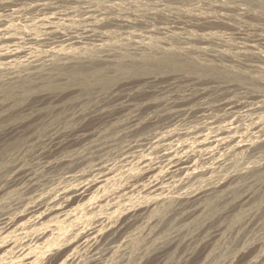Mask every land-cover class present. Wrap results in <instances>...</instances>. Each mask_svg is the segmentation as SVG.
<instances>
[{
    "label": "rangeland",
    "instance_id": "obj_1",
    "mask_svg": "<svg viewBox=\"0 0 264 264\" xmlns=\"http://www.w3.org/2000/svg\"><path fill=\"white\" fill-rule=\"evenodd\" d=\"M43 1L49 9L37 6ZM86 10L94 22L102 18L99 32L74 45L67 54H78L67 63L19 67L15 75L0 71V217L14 219L0 234V264H85L89 233L105 235L133 214L137 224L98 264H238L247 258L264 264V151L216 153L206 165L208 177L188 187L197 210L187 220L176 214L171 194L154 201L140 192L146 176L131 149L137 138L127 130L134 112L142 129L163 101L194 94L196 108L208 113L172 123L182 139L191 142L185 134L222 118L215 106L225 98L260 104L255 112L221 119H235L236 139L244 143L260 136L264 0H0V16H6L0 30L20 39L41 36L38 21L46 16L62 19L61 31L70 18L81 29ZM78 130L84 135L73 144L65 141L52 158L44 155L50 138ZM98 164L106 168L95 171ZM157 171L165 180L164 170ZM83 181L89 186L81 198ZM37 202L45 205L31 208ZM171 239L158 257V246ZM24 249L28 260L21 258Z\"/></svg>",
    "mask_w": 264,
    "mask_h": 264
},
{
    "label": "bare ground",
    "instance_id": "obj_2",
    "mask_svg": "<svg viewBox=\"0 0 264 264\" xmlns=\"http://www.w3.org/2000/svg\"><path fill=\"white\" fill-rule=\"evenodd\" d=\"M48 4L49 3H46L45 1H43L42 4H38L37 6L39 8H42V10H47V9H49L47 7ZM30 8L32 9V7H30V6L27 9L29 10ZM90 13H93V11H91V10L84 11L81 19L79 20V22L82 24L81 29L74 27V23L76 20H72L70 18V19H64L63 20L64 22L66 21L67 24H64L65 26H63V27H65V28H64V30L61 31L60 28L62 26L60 24L62 22V19H60L61 20L60 24L56 23V22L53 23L51 21V18L46 16L43 18L41 17V19L38 21L41 24L42 29H43V33L41 36H37V37L26 36L23 39L21 36V39H20L9 31L0 30V71H8V72L10 71L11 74L15 75L14 73L16 71H18L17 69H19V67H29L30 69L36 70L37 68H39L41 66L64 65L63 62L67 63V61L70 59V58L68 59V57L73 56V54L75 53L74 52L72 54H67V52L70 51L71 49L77 48V46L74 47V45L78 44L80 40H84V39L86 40V39H90V38L95 37V34H94V33H96L95 30L99 26V24L101 25L100 21L102 18L100 20L94 22L93 18H90L87 16ZM99 16H101V15H99ZM99 16H96V17L99 18ZM5 17L6 16H0V22L5 21L4 20ZM8 19H6V20H8ZM128 21L129 20H127V22ZM109 22H111V21H109ZM76 26H77V24H76ZM78 27H79V25H78ZM183 30H184V28H183ZM97 32H99V31H97ZM104 33H106V32H104ZM27 35H28V33H27ZM165 36H167V35H165ZM103 38H105V37H103ZM20 40H21V42H20ZM147 40H149V39L147 38ZM96 42H100V41L96 40ZM137 42H139V41H137ZM245 44H247V43L245 42ZM85 45H86V43H85ZM104 45L105 44H103V43H99V44H96L95 46H97V48L102 50L104 48ZM34 46L40 47L39 48L40 50H37ZM89 47H91V46H89ZM41 48H42V50H41ZM94 49H96V48H94ZM94 49H92V50H94ZM99 49H97V50H99ZM159 49L161 50V48H159ZM34 50H36V51H34ZM184 50H186V48ZM112 52H113V50H112ZM75 54H78V53H75ZM2 59H9V60H8V62L2 63L1 62ZM255 66H257V65H255ZM29 68H27V69H29ZM25 70H26V68H25ZM38 70H40V69H38ZM13 75H11V76L13 77ZM198 100L199 99L194 94L193 95L187 94L185 97L180 98V99H174V98L172 99V96H171L170 99H166L159 106H157L154 115L149 116V117H147V119L144 120V122L146 124L144 126V128L140 129V124L142 123L143 118L138 112H134V114L130 117L131 119H130V122L127 126V130H128L129 135L137 138L134 145L131 146V149L134 150L133 153H137V154L139 153V155L133 156V153H132V156L134 158L137 157V159H138L137 162H139L138 164H140V166H141L140 170L142 171L143 176L144 175L146 176L144 178L145 181L139 187L140 192L146 193L148 198H149V196H151V199L154 201H159L160 197L166 193L171 194L172 198L174 199V200L173 199L172 200L175 201L177 204L176 209H177L178 213L176 212V214H179V216L181 215V217L183 219H187L188 217H190V215L193 216V213L197 210L196 203L191 200V197H190L191 195H190V192L188 191V187L190 186V184H192L194 182H198V181L200 182V180L203 179L204 176H207L210 173V168H209L210 166H206V165L210 162V160L214 159V156L216 155V153L236 152V151L241 150V151H245L246 153H248L251 156H254V155H257V154L264 151V132H262V131H264V126L261 127L259 132H258V133H261L260 136H258L254 141H250V142L246 141V143H244V141L236 139L237 136L241 135V134H238L237 136L235 135L236 133L234 131L237 129V126H235V119H232L226 123H223L221 120V119H227V118H235L236 115L239 114V112H244V113H250L253 111L255 112V111L260 109V107H261L260 104L259 103H250L248 101H242V100L237 101V100H233L230 98H225L224 100H222V102H220L218 105L215 106V109L222 113V118H220V117L218 119L210 118L209 121L212 124L211 127L208 126L205 129L204 128L205 126H203V127L197 126V128L195 127V131H192V132L185 134L186 136H190L189 140H191V142H188L187 139H182L181 136H179L177 134L178 133L177 131L174 132L173 129H171V127H172L171 124L177 122L182 117H190L192 115L199 114V113H203L204 115H206L208 113L206 108H202V109L196 108L197 104H198ZM117 102L121 103L120 105L122 106V108H126V106L124 104L125 100H118ZM259 118H260V116H259ZM217 120L219 122L223 123L224 125H217L216 123H219ZM260 122L261 121L259 120L258 123H260ZM254 125H256V123ZM254 125L252 126V128L254 127ZM82 131L83 130H78L74 134H67L64 138H61L64 135L53 136L52 138H50L47 146L44 149V155L47 158H52V156H54L57 152H59L64 147L63 145H64L65 141H68L67 145H69L71 143L73 144L74 137L79 138L82 135H84V134H81ZM180 134H181V132H180ZM257 144H260V145L257 148H255V145H257ZM222 153H221V155H222ZM221 155H219V156H221ZM133 157L128 156L126 158H130V159L132 158L133 159ZM217 158H219V157H217ZM215 161H217V159ZM211 164H213V163H211ZM211 166H213V165H211ZM103 168H106V167L102 166V164H98L95 166V169H96L95 171H100ZM160 169L164 170V172L166 173V176H165L166 178L163 181H161L157 175V173H158L157 170H160ZM155 171H157V172H155ZM154 172L156 175H152ZM161 172L162 171H160L159 173H161ZM131 173H132V171H131ZM94 174H95V172H94ZM142 174H140V175H142ZM99 175H101L100 172H99ZM159 175H161V174H159ZM92 179L93 178L91 176V180ZM89 182H90V180H89ZM96 182H97V179H96ZM87 184H89V183H86L84 181L82 183H80L79 185L77 183L78 188L80 189L79 191H81V193L79 195L81 198L84 196H87V194H88L87 193L88 192L87 186H89V185H87ZM217 186H219V185H217ZM72 190H74V189H72ZM41 195H43V194H41ZM41 195H40V197H41ZM245 196H246V194H245ZM39 199H42V198H39ZM242 201H243V198H242ZM245 201H247V200H245ZM43 205H45V204L41 203V202H37V203H34L31 206V208H35V209L39 210V209H41V207H43ZM60 209H62V207ZM60 209H58V210H60ZM125 212H127V210ZM138 220H139V218L135 214H133L129 217L128 221H126V220H123L121 222L118 221L114 225L109 227L111 230L109 229L110 231L108 233H105V235L100 234L98 231L89 233V235L86 237V240H84L85 247L87 246L88 248L87 247L86 248L89 251V256H88L89 261L86 262L85 264H98L100 257H102L107 252H109L114 247V245L116 246V244L120 243L124 239L126 234L133 228V226L135 225V223ZM13 222H14L13 218H10V217L4 216V215L1 216L0 217V234L1 233L2 234L7 233L8 230L13 225ZM103 226H105V225H103ZM55 230H56V232L59 231V230L57 231V229H55ZM210 231L213 232V230H210ZM54 234L56 235L57 233H54ZM41 235H44V233ZM211 235L212 234H210L209 236L207 235V236L210 237ZM25 236H27V233H25ZM204 238L205 237H203V239ZM175 239H176V237H175ZM205 241H206V238H205ZM84 243H83V245H84ZM170 246H172V239L161 243L157 249L158 257H161L162 253H164L166 251V249H168ZM25 251L26 250L24 249L22 254H21V255H23L21 258L28 260V257L30 255L25 254ZM190 257H191V255H190ZM74 259H73V261H74ZM79 262H78V264H79ZM238 264H253V262L247 258L246 260H244Z\"/></svg>",
    "mask_w": 264,
    "mask_h": 264
}]
</instances>
